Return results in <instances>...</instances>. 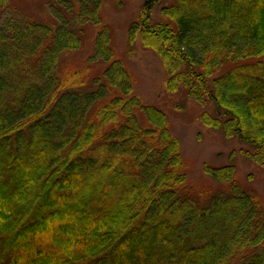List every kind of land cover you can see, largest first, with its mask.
<instances>
[{
  "label": "trees",
  "instance_id": "16d2710c",
  "mask_svg": "<svg viewBox=\"0 0 264 264\" xmlns=\"http://www.w3.org/2000/svg\"><path fill=\"white\" fill-rule=\"evenodd\" d=\"M20 3L0 0V264H264L263 194L236 180L234 153L203 166L224 188L187 185L166 112L116 56L104 0H39L33 15ZM136 15L127 54L159 58L178 110L213 104L201 124L247 144L264 175V0H142ZM86 41L97 72L64 76Z\"/></svg>",
  "mask_w": 264,
  "mask_h": 264
},
{
  "label": "rangeland",
  "instance_id": "374dc122",
  "mask_svg": "<svg viewBox=\"0 0 264 264\" xmlns=\"http://www.w3.org/2000/svg\"><path fill=\"white\" fill-rule=\"evenodd\" d=\"M20 1L19 6L26 9L28 15L44 12V9L37 7L39 0ZM141 2L142 0H104L101 15L112 29V47L116 56L123 59L130 71L134 80V89L141 101L159 105L166 112L171 132L181 143L185 171L188 174L187 185L193 191L205 190L207 187L210 192H216L224 188L225 185L214 183L203 173V166L204 163L213 166L228 164L231 153H234L231 162H234L236 167L234 175L236 180L245 187H253L257 193L264 196L261 182L264 175L254 162L245 159L241 153V150H251L250 147L234 137H225L219 131L209 130L198 119L203 111L212 112L213 104L208 101L199 104L190 99L186 100L184 106L178 110L175 105L184 99L181 94L165 93L163 89L165 72L159 58L150 50H143L139 45L135 46L133 55L127 54L126 29L130 21L136 18ZM154 14L160 18L157 12ZM87 47L89 48V42L86 41L80 51L70 53L60 61L59 71L64 73V76L73 71H81L91 77L97 72L96 63L91 64L89 68L86 64L88 51L84 49Z\"/></svg>",
  "mask_w": 264,
  "mask_h": 264
}]
</instances>
